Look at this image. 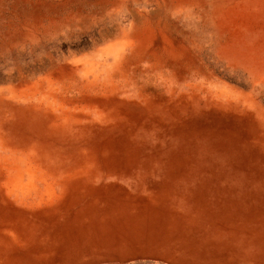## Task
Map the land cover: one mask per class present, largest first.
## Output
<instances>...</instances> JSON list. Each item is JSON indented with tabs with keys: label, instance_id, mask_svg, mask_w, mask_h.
Here are the masks:
<instances>
[{
	"label": "rangeland",
	"instance_id": "374dc122",
	"mask_svg": "<svg viewBox=\"0 0 264 264\" xmlns=\"http://www.w3.org/2000/svg\"><path fill=\"white\" fill-rule=\"evenodd\" d=\"M0 264H264V0H0Z\"/></svg>",
	"mask_w": 264,
	"mask_h": 264
}]
</instances>
